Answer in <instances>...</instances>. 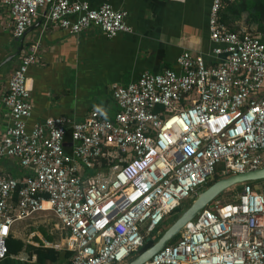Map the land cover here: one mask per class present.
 <instances>
[{
  "label": "built area",
  "instance_id": "2783aa9c",
  "mask_svg": "<svg viewBox=\"0 0 264 264\" xmlns=\"http://www.w3.org/2000/svg\"><path fill=\"white\" fill-rule=\"evenodd\" d=\"M224 2L212 0L209 9L214 64L184 51L177 70L113 85L111 115L48 117L29 128L26 81L38 45L25 49L2 98L9 122L0 159L26 172L0 175V263L11 226L40 213L68 232L55 246L71 254L66 264L123 263L155 242L165 218L214 177L264 168V98L257 97L264 43L221 24ZM0 8L17 40L40 14L70 35L131 32L126 12L108 2L92 8L82 0H0ZM250 183L239 185L231 202H211L144 264H264V180Z\"/></svg>",
  "mask_w": 264,
  "mask_h": 264
},
{
  "label": "crops",
  "instance_id": "0c3cea01",
  "mask_svg": "<svg viewBox=\"0 0 264 264\" xmlns=\"http://www.w3.org/2000/svg\"><path fill=\"white\" fill-rule=\"evenodd\" d=\"M82 1L92 8L108 2L114 9L126 12V23L131 32L118 34L112 39L104 37L96 28L70 35L45 25V18L40 14L22 37L20 52L17 49L14 53H4L1 48L6 47L8 41L19 39L12 37L7 10L0 8V64L6 66L0 72V137L9 122L8 110L2 101L8 78L25 49L36 43L38 63L29 68L26 81L32 103L29 128L48 117L64 116L78 122L92 111L111 115L116 111L111 94L113 85L126 86L144 72L177 70L176 59L184 51L204 57L208 65L214 64L208 29L212 0ZM233 1L228 0L230 4ZM227 4L224 2L222 11ZM225 22L221 24L227 30L256 35L264 43V35L256 33V27L246 23L244 13L239 18L230 16ZM257 97L264 98V87ZM13 165L19 167L14 160L0 159V175L17 178L25 174L26 171L19 167L21 175H12ZM40 214L46 216L50 213ZM34 224L24 219L11 226L9 237L20 241L23 248L0 264L68 262L71 254L62 248H55L63 244L68 232L57 221L50 228ZM36 250H52L58 254V259L40 262Z\"/></svg>",
  "mask_w": 264,
  "mask_h": 264
},
{
  "label": "water",
  "instance_id": "95a60500",
  "mask_svg": "<svg viewBox=\"0 0 264 264\" xmlns=\"http://www.w3.org/2000/svg\"><path fill=\"white\" fill-rule=\"evenodd\" d=\"M19 42L22 43V38L19 39ZM21 49L22 48H19V52ZM2 65L4 64H0V68ZM259 180H264V168L243 174L229 176L216 181L205 191L199 192L189 208L185 210L182 216L163 234V236H161L158 241L154 242L151 247L141 251V253L137 255L129 264H144L149 261L175 234L179 232V230L186 223L191 221L206 206L221 196L225 191L247 182H256Z\"/></svg>",
  "mask_w": 264,
  "mask_h": 264
},
{
  "label": "trees",
  "instance_id": "16d2710c",
  "mask_svg": "<svg viewBox=\"0 0 264 264\" xmlns=\"http://www.w3.org/2000/svg\"><path fill=\"white\" fill-rule=\"evenodd\" d=\"M225 3H228L227 7L223 11L221 10L219 14L220 22L222 24L226 23L225 21H227L230 16L239 18L244 13L246 15V23L249 26L254 25L256 27V33L264 35V0H234L231 4L228 2V0H225ZM217 180L218 176L214 177L207 185ZM250 184L255 185L252 183ZM237 189L239 190V188ZM194 199L195 198H193L191 201ZM153 243L154 242L151 240L146 242L142 251L151 247ZM5 245L7 248V257L18 254L23 248V245L20 241L14 240L10 237L5 241ZM36 251L37 260L40 262H43L45 259H50L51 261H57L58 259V254L52 250Z\"/></svg>",
  "mask_w": 264,
  "mask_h": 264
},
{
  "label": "rangeland",
  "instance_id": "374dc122",
  "mask_svg": "<svg viewBox=\"0 0 264 264\" xmlns=\"http://www.w3.org/2000/svg\"><path fill=\"white\" fill-rule=\"evenodd\" d=\"M20 45H21V43L19 41L10 40V41H8V45L6 47L1 48V49H2V52H4V53H8V52L14 53L17 49H19ZM15 60H16V58L13 60L12 64L15 63ZM37 63H38V61H37ZM37 63H36V65H37ZM5 68H6V66L2 65L0 72L4 71ZM4 162L6 163L8 161H4ZM220 169H221V167L218 168V171ZM11 172H12V175H14V176H19L21 174V170L19 169V167L17 165H13V167L11 168ZM223 177L224 176L219 175L218 180L223 179ZM260 181L261 180L256 181V182H251V183L257 185V184H259ZM215 182L216 181L212 182L211 184H213ZM211 184L203 185L200 188L199 192L205 191ZM237 188H239V190H240V186H236L234 188H231L228 191H225L220 197L217 198V200L222 201L223 203L231 202L233 200V196H235L239 192V190ZM191 200L192 199H189V200L183 202L181 208L177 209L173 214H171L165 218L163 223L157 227L156 232H160V234H157L156 235L157 238H155L154 240L158 241L161 238V236H163V234L182 216V214L185 212V210H187L189 208V206L191 205V203L193 202ZM43 215L44 214L35 215L32 218L27 219V221H30L31 223H35L34 226L39 225V224H41L42 226H45L47 228H50L51 226H53V224L56 222L53 215H51V214H46V216H43ZM143 249L144 248H142L141 250H143ZM137 255L131 256V258L127 259L126 261H124L123 263H120V264H129Z\"/></svg>",
  "mask_w": 264,
  "mask_h": 264
}]
</instances>
